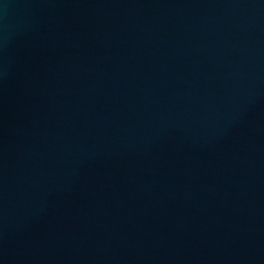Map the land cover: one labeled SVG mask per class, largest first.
Returning a JSON list of instances; mask_svg holds the SVG:
<instances>
[{
	"label": "water",
	"instance_id": "water-1",
	"mask_svg": "<svg viewBox=\"0 0 264 264\" xmlns=\"http://www.w3.org/2000/svg\"><path fill=\"white\" fill-rule=\"evenodd\" d=\"M0 264H264V0H0Z\"/></svg>",
	"mask_w": 264,
	"mask_h": 264
}]
</instances>
